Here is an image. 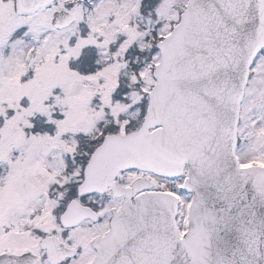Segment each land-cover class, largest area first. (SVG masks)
I'll list each match as a JSON object with an SVG mask.
<instances>
[{"label": "snow or ice", "instance_id": "1", "mask_svg": "<svg viewBox=\"0 0 264 264\" xmlns=\"http://www.w3.org/2000/svg\"><path fill=\"white\" fill-rule=\"evenodd\" d=\"M0 264H264V0H0Z\"/></svg>", "mask_w": 264, "mask_h": 264}]
</instances>
